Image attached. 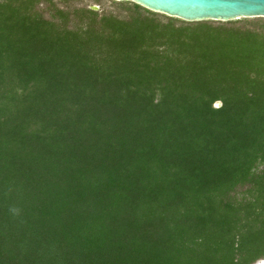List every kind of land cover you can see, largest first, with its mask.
<instances>
[{
    "label": "trees",
    "instance_id": "trees-1",
    "mask_svg": "<svg viewBox=\"0 0 264 264\" xmlns=\"http://www.w3.org/2000/svg\"><path fill=\"white\" fill-rule=\"evenodd\" d=\"M69 1L0 0V264L264 259V29Z\"/></svg>",
    "mask_w": 264,
    "mask_h": 264
},
{
    "label": "water",
    "instance_id": "water-1",
    "mask_svg": "<svg viewBox=\"0 0 264 264\" xmlns=\"http://www.w3.org/2000/svg\"><path fill=\"white\" fill-rule=\"evenodd\" d=\"M150 10L186 21L264 17V0H131ZM92 9H95L94 7ZM222 102H217L220 107ZM259 264V261L256 262Z\"/></svg>",
    "mask_w": 264,
    "mask_h": 264
},
{
    "label": "rangeland",
    "instance_id": "rangeland-1",
    "mask_svg": "<svg viewBox=\"0 0 264 264\" xmlns=\"http://www.w3.org/2000/svg\"><path fill=\"white\" fill-rule=\"evenodd\" d=\"M136 2L131 0H70L69 5L71 7H91L95 8L94 10L105 12V13H113L118 16H127L130 10L127 8L128 6H132ZM146 8V7H145ZM150 10V9H149ZM155 12L157 17L168 20L172 16L164 14L162 12ZM179 20H183L178 17H174ZM186 21V20H185ZM209 23H212L214 26L218 25H227L234 27H246L250 30H262L264 29V17H238L231 20H206ZM264 169V163L260 164L258 170ZM241 195V194H238ZM256 264V263H254Z\"/></svg>",
    "mask_w": 264,
    "mask_h": 264
},
{
    "label": "bare ground",
    "instance_id": "bare-ground-1",
    "mask_svg": "<svg viewBox=\"0 0 264 264\" xmlns=\"http://www.w3.org/2000/svg\"><path fill=\"white\" fill-rule=\"evenodd\" d=\"M259 264H264V259L259 260Z\"/></svg>",
    "mask_w": 264,
    "mask_h": 264
}]
</instances>
